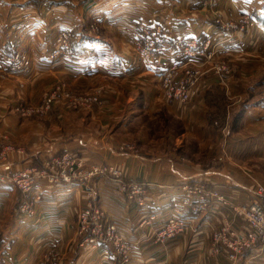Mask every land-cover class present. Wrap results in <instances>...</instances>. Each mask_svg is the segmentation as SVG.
<instances>
[{"label":"crops","instance_id":"crops-1","mask_svg":"<svg viewBox=\"0 0 264 264\" xmlns=\"http://www.w3.org/2000/svg\"><path fill=\"white\" fill-rule=\"evenodd\" d=\"M215 6L230 16L250 15V30L230 36L221 32L213 23L212 7L201 0H0V57L22 49L31 55L34 70L46 71L37 78L32 72L9 73L3 90L7 96L12 95L15 83L24 89L21 97H38L58 74L82 89L93 77L134 83L137 78L151 77L152 81L130 90L126 98L118 93L110 99L105 111L113 115L112 121L95 109L67 113L59 122L45 125L50 127L46 136L36 121L5 118L2 122L0 108V132L7 127L15 145L22 146V151L0 159V264H37L43 252L54 247L60 250L62 264H126L107 241H99L96 247L91 241L80 242L76 220L90 191L96 203L111 213L104 224L113 222L130 245L128 264H264V243L245 248L234 262L222 248L212 246L213 224L228 220L236 229L247 228L245 219L230 206L213 199L207 209L194 212L180 203L184 183L204 182L233 204L248 203L257 185H264V63L246 57L264 45V0H218ZM90 18L105 28L108 39L84 37L83 24ZM139 20L163 26L166 46L156 63L133 50L132 32ZM66 29L74 37L69 48L55 42L58 32ZM189 40L200 48L210 43L218 56L242 57L249 66L226 79L232 102L226 107V120L242 112L234 130L227 127L221 133L208 120L213 106L207 102L210 91L206 92L210 86L225 83L215 71L206 73L194 101L183 107L167 105L159 87L153 85L175 60L190 64L202 59V54L184 53L183 44ZM162 105L180 119L185 129L181 136L174 137L165 130L167 126L154 130L143 122L145 115L152 117L149 123L157 122ZM0 107L5 106L0 103ZM108 120L110 134L103 131ZM120 140L140 147L135 152L121 149L119 144L124 142ZM65 149L79 156L86 167L110 162L125 179L144 182V205L124 198L112 175L88 182L41 177L23 198L7 173L41 166L44 159ZM221 149L227 160L214 164L210 156ZM23 199L30 202L27 211L17 209ZM150 213L155 214L154 220L141 226ZM170 215L186 218L191 225L183 234L159 242L156 231Z\"/></svg>","mask_w":264,"mask_h":264},{"label":"rangeland","instance_id":"rangeland-1","mask_svg":"<svg viewBox=\"0 0 264 264\" xmlns=\"http://www.w3.org/2000/svg\"><path fill=\"white\" fill-rule=\"evenodd\" d=\"M52 1H61V0H52ZM76 2L80 1V0H75ZM203 4H207L210 5L212 7V9H210V14L212 15L213 18V23L216 25V27L221 30V32L223 31L225 34H227L228 36L233 35L236 32H246L249 31L251 28V22L243 15L240 16H230L228 15L224 10H222L221 8H219L218 6L216 7L215 4H217L218 0H201ZM264 14V12H263ZM136 25V23H135ZM83 33H84V37L85 38H102L104 40L108 39V35L107 32L104 31V27H102V25L96 21L95 19H88V21L86 22V25L83 24ZM133 30H136L135 26L133 28ZM132 38H133V33H132ZM74 39L72 32H70L69 30H61L58 32V34L55 37V42L56 44L64 47V48H69L70 47V42ZM133 40V50L135 52V54L139 57L141 53V47L139 46V43L136 41L135 39ZM98 45V44H97ZM206 49L207 51H204V53L202 54V59H200V61L195 62V63H190V64H184L178 68H176L174 70L173 75L174 77H178V74L180 75V73H184L181 77L178 78H189L192 79L194 81V84L192 85L191 89L194 91V95L191 96L190 99H188L187 101H180V102H168L165 100L164 98V80H163V76L160 78H157V82H154L153 85L156 87H159L160 89V96L161 99L168 105H172L173 107H183L184 104L186 103H192L195 99V95L197 92V88H198V83L204 79V76L206 75V73H208V71H215L216 73H218L217 75L219 76V81L220 78L221 80H225V83L220 82L218 84H215L213 86H210L208 91L206 92V95L209 91H214L215 87L214 86H220V89L222 90V93L224 95V99H220V103L217 105V107H222L225 104V107H231L232 102L230 103V96L228 95V88L227 85L229 83L227 79V76L232 77L235 75V73H238V71L244 69V68H249L248 65H246L244 63V60H242V57L239 59H235L233 56H218L217 52L215 50V48L213 49L211 44L208 43V45H206ZM55 52L57 53L58 51L55 50ZM7 55L13 56L15 58H18L19 60V67L15 68V69H5L3 67H1L0 64V103H2V105H4L5 107H0L2 108V113H1V121L3 122V119L5 118H15L18 121H36V123H38L39 125L42 126L43 128V135L42 136H46L48 131H50V127H45V125H48L51 122H59L65 114L70 113V114H80L84 111H90L91 109H95L97 111H100V114L103 117H106L107 119H109L110 121H112V116H107V111H105V107L108 104L110 99H113L117 96L118 93L121 94H126V96L128 95L127 93L130 92V90H135V89H139L140 87H142L143 84L146 85H151L152 81L150 80L151 77L147 78V77H141V78H137L136 82H130V81H116V80H110L107 79L105 77H93V78H89L86 83L88 84L87 87H83L85 89H82L80 87H82V85L76 84L74 82V84H72L68 79H66L63 75L58 74L57 76H53L52 81L50 83H48L46 86H44V88L40 91L39 96L37 97H32L29 98L30 95L26 96L27 98H23L21 96H24V89L21 88L20 86H18L17 84L14 83V85L11 87L12 89V95L7 96L6 93L3 91L6 86L4 84L5 81L8 80L9 73L15 72V71H19V72H25V73H33L34 77H38L40 75H43V73H46V71H37V69H33V63H32V57L31 55H29L26 51L22 50V49H16L15 51H12L10 53H6ZM249 55H247V59H254L255 61H262L264 63V45L259 44L257 49L255 51H252L251 53H248ZM3 55H1L0 57V63L3 60ZM54 55V53H53ZM254 61H250L249 64H253ZM178 73V74H177ZM172 75V76H173ZM32 77V76H31ZM31 77L30 80L32 79ZM43 78H45V76H43ZM214 87V88H213ZM134 92H138V94L140 96H142L143 94L141 93V90H137ZM217 93H219L218 89L216 90ZM133 93V92H131ZM138 95V96H139ZM205 95V96H206ZM221 97V96H219ZM206 99V98H205ZM224 100V102H223ZM208 102V100H207ZM47 103L48 106L44 105ZM241 103V101H240ZM238 103V104H240ZM208 104H210L208 102ZM166 105V106H167ZM163 106V105H162ZM123 107V106H122ZM168 107V106H167ZM209 107H211L209 105ZM214 107V106H213ZM236 107H238V105H236ZM172 112V111H170ZM167 111V108L165 106L160 107L157 114H156V121L154 124L149 123L148 121L152 118L150 117V115H145L144 117V121L146 122L145 125H151L152 129L156 130L158 126L162 125V128L164 129L165 126H167V128H165V130H168L172 133V135L174 137H178L181 136V134L183 133V131L185 130L180 119L174 115L173 113H170ZM208 113V112H207ZM146 114V113H145ZM106 119V120H107ZM108 120V121H109ZM221 120V119H220ZM219 120V121H220ZM109 121V124L105 126V128L103 129V131H106L107 133H109V131H113L111 129V122ZM141 121V120H140ZM214 130H220L221 133L224 132V130L228 128H230V130H234L230 127V125L225 122L224 125L221 126H213ZM7 130H4V129ZM3 129L2 132H0V159L2 158H7L9 156V154L13 151H22V146H17L15 145V142L12 139V135L9 134L10 130L5 127ZM112 133V132H110ZM109 133V134H110ZM153 134V133H152ZM173 137V139H174ZM117 139V137H116ZM119 139V138H118ZM5 140V141H4ZM2 141H4L2 143ZM11 141V142H10ZM119 142V141H117ZM120 142H124V143H120L119 147L121 149H127V150H132V151H138L137 146L139 145H135L133 143H130V141H122L120 140ZM172 145V146H171ZM170 147H174V143L171 144ZM140 147V146H139ZM177 152H179V148H177ZM64 151V150H63ZM62 151V153H63ZM62 153H60L58 156V158L62 157ZM54 156V155H53ZM52 156L47 157L46 159L43 160L41 166H37V165H29L26 168L16 172V173H11V171H9L7 173V176L12 178V180L16 179V177L18 175H20L21 173L25 172V171H30L33 175V179L35 180V182L37 181V179L44 177L49 179L50 181H63V182H69L73 179H83L85 182H88L90 179H93V177L99 176V175H105V176H114L113 178L116 180L117 183V188L120 191V193L125 196L124 198L127 199H131L133 201H137V197L136 195L133 193V189H131V187L129 186H125L123 187V182H125V177L123 175V173L120 171V169L117 167H115L112 163L110 162H104L101 164H92L89 167H86L84 165L83 160L77 156L80 162V165L76 166V173L74 175H72L70 177V179L65 180L63 178H61L58 174L60 169L58 168H53L51 166L52 162H49L47 159H50ZM211 162H213L214 164H218L221 165L223 162H225L227 160V155L226 153L221 149L219 152L214 153L212 156H210ZM49 162V163H48ZM94 165H100L101 167H109L112 166L114 169H117V172H119L120 174L117 175L112 174V171H105V173H100V174H96L93 176H88L86 174V172L92 168V166ZM13 180V182H14ZM127 180V179H126ZM32 185V188L29 191L23 192L20 188H18V190L20 191L21 195L23 198L26 197V195L33 189L34 184ZM199 183H204V182H199ZM205 186L207 187L206 183H204ZM264 187L263 184H260ZM181 188V186H180ZM210 188V187H207ZM257 188L256 187V193H257ZM211 189H214L213 187H211ZM216 190V189H215ZM218 191V190H217ZM92 191H90V193L87 194L86 197V201L84 206L82 207V209L78 212L77 215V226H78V237L80 238V242H84L86 240H89L87 238H91L93 237V234L90 232V230L85 231V233H80L79 231V227L81 228L82 222H81V216L85 213V210H88V215L90 216H95V214L97 212H101L102 215V219H105L108 215H111V213L107 212L103 207H100L96 201L94 200V196L93 193H91ZM131 192L133 193L132 196ZM219 192V191H218ZM181 194L183 196L184 192L183 189L181 188ZM30 207V202H25V200L23 199L22 201H20L17 204V209L19 211H27ZM150 215H153L155 218V214L150 213L146 219H148V217H150ZM169 217H172L171 215L168 216L166 218V220L164 221V223L162 224V226L156 231V239L159 242H163L165 240L171 239V238H175L180 234H183L187 228L191 225L188 221V219L186 218H181L182 220H184L187 225L180 231H178L177 233H175L172 236H161V233L163 232V230L166 228V223H167V219ZM176 217V216H173ZM79 218V220H78ZM153 219H150V222H152ZM180 218V217H179ZM149 221L145 220L143 221V219L141 220V226H143L142 224H149ZM115 225L113 222H105L104 227L105 229L109 226V225ZM221 223L218 224H213L212 228H211V242H212V246L214 243V233L215 231L221 227ZM116 227V225H115ZM117 229V227H116ZM117 233L121 236V234L119 233L118 229H117ZM123 238V237H122ZM92 240V239H91ZM123 241H125V239H122ZM99 241H104L103 239L98 238L97 243H99ZM92 242V241H91ZM93 243V242H92ZM97 243L95 245H93V247L97 246ZM214 247V246H213ZM215 248V247H214ZM131 250V248H130ZM121 255L122 258V262L128 264L127 262H129V260H127V258L125 257V253H119ZM60 256V264L61 263V253L60 250L54 248H49L47 250H45L42 254V256L39 258L37 264H58L57 263V256Z\"/></svg>","mask_w":264,"mask_h":264},{"label":"built area","instance_id":"built-area-1","mask_svg":"<svg viewBox=\"0 0 264 264\" xmlns=\"http://www.w3.org/2000/svg\"><path fill=\"white\" fill-rule=\"evenodd\" d=\"M252 11L259 14V11L255 7H252ZM243 16L250 21V15L247 14ZM135 28L136 30H133L132 32L133 39H135V42L137 41L141 47L140 56L146 60H151L155 63L158 62L160 60L161 53L166 46L165 39H167L163 26L161 24H152L145 20H139L136 22ZM206 45L208 44L205 42L200 48L195 40H189L183 44V51L188 56L203 54L207 47ZM0 64L1 67L5 69H15L19 67V60L18 58L4 54L3 60ZM184 64L186 63L180 60H175L168 66L167 70L163 74L165 90L164 98L168 102L187 101L195 94L191 89L194 84L192 79L178 78L184 73L181 75L177 73L178 77H174L175 74L173 75L172 73L176 68ZM44 105L48 106L47 103L43 104V106ZM61 155V158H58V155H54L47 160L52 162L51 166L53 168L60 169L58 175L61 178L68 180L76 173V166L80 165L78 160L79 158L75 153H72V151L67 149H65ZM107 170L112 171V174H120L117 172V169H114L112 166L101 167L100 165L92 166L86 174L88 176H93L105 173ZM124 180L125 182H123V187H131V189H133V193L137 197V202L144 205V193L146 192L144 182ZM14 182L18 188H20L23 192H26L32 188L35 180L33 179V175L30 171H25L18 175ZM257 187L256 195L250 199L248 203L233 204L217 190L207 188L204 183L195 182L184 183L181 185L184 194L180 199V203L183 207L194 212L202 211L207 209L210 205V201L214 199L222 204L230 206L235 215L243 217L247 222V228L240 230L234 228L228 220H225L221 223V227L214 233L213 246L216 249L222 248L231 262L236 261L240 253L245 248L256 243H264V187L260 184H258ZM133 193L131 192L130 196H132ZM194 195H197V199H194ZM101 215V212H97L95 216H90L88 215V210H85V213L81 216L82 225L81 228L79 227L80 233H85V231L90 230L93 237L87 238L89 240L86 241H92V245H95L98 238L103 239L114 247L116 253H125V257L127 258L131 251L130 245L126 241L122 240L123 238L117 233L115 225H109L105 229ZM153 218L154 216L150 215L148 219H143V221L147 220L150 222V219ZM186 225L187 223L179 217H169L167 219L166 228L161 233V236H172L182 230ZM57 263L60 264L59 255L57 256Z\"/></svg>","mask_w":264,"mask_h":264},{"label":"trees","instance_id":"trees-1","mask_svg":"<svg viewBox=\"0 0 264 264\" xmlns=\"http://www.w3.org/2000/svg\"><path fill=\"white\" fill-rule=\"evenodd\" d=\"M214 87H215L214 91L212 92L210 91L207 96V100L210 103V105L212 104V106H214L213 108H210L208 111V114H207L208 120L211 124H213L214 126H218V127L219 126L222 127L224 123L227 122L232 129H235L242 112L241 111L238 112V114L234 116L231 121L230 120L227 121L225 104L222 107H217V105L220 103V99L221 98L224 99V95L222 93V90L220 89V86H214ZM217 89L219 93L216 92Z\"/></svg>","mask_w":264,"mask_h":264}]
</instances>
